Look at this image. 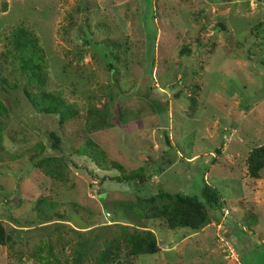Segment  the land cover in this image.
I'll use <instances>...</instances> for the list:
<instances>
[{
    "label": "rangeland",
    "instance_id": "374dc122",
    "mask_svg": "<svg viewBox=\"0 0 264 264\" xmlns=\"http://www.w3.org/2000/svg\"><path fill=\"white\" fill-rule=\"evenodd\" d=\"M18 25L43 47L46 89L78 114L36 111L16 64H4L0 264H78V251L92 264L120 225L156 236L159 251L135 264H264V168L252 180L245 167L264 144V0H0V51ZM105 105L111 125L90 129L88 107ZM88 139L124 173L144 166V179L98 167L77 151ZM33 154L61 156L65 180L33 166ZM204 184L221 202L198 230L137 212H149L144 197L199 195ZM41 198L63 219L42 220ZM72 213L88 227L75 228Z\"/></svg>",
    "mask_w": 264,
    "mask_h": 264
},
{
    "label": "trees",
    "instance_id": "16d2710c",
    "mask_svg": "<svg viewBox=\"0 0 264 264\" xmlns=\"http://www.w3.org/2000/svg\"><path fill=\"white\" fill-rule=\"evenodd\" d=\"M6 46L0 51V84L10 86L3 75L4 64H16L19 70V82L22 83L23 93L30 105L38 112L58 114L59 121L64 122L78 114V109L67 103L60 95L46 89L47 63L43 47L35 32L22 25L15 26L5 36ZM187 50L181 49L182 54ZM13 87L18 84L14 83ZM6 106L0 101V115L5 114ZM110 115L108 106L96 108L89 106L86 112V122L90 129L96 130L110 126ZM3 127V120L0 118V129ZM54 145L59 141L55 133ZM1 139V135H0ZM80 154L88 156L102 169L116 168L123 174L116 177L118 180H143L145 167L139 166L136 169L124 173L123 165L117 160L106 156L98 144L88 139L86 145L77 150ZM37 154V153H36ZM33 166L41 169L47 176L56 180H65L66 163L61 156L30 155ZM247 176L255 180L260 177V171L264 168V144L254 147L245 159ZM120 178V179H119ZM143 202L149 204V212L137 211L141 217H159L164 220V225L169 229L188 227L198 230L209 223V207L218 206L221 202L217 189L204 184L199 192L195 194H182L180 192L159 191L157 195L144 197ZM44 199H38L34 204V210L42 220L63 219V214L52 211L50 215L43 208ZM247 224L255 225L256 217L250 215L246 218ZM5 228L0 220V244L8 241ZM159 251L156 236L152 230L141 229L137 226L120 225L115 236L104 243L92 264H135L134 257ZM83 253L76 252L74 262L80 263Z\"/></svg>",
    "mask_w": 264,
    "mask_h": 264
},
{
    "label": "water",
    "instance_id": "95a60500",
    "mask_svg": "<svg viewBox=\"0 0 264 264\" xmlns=\"http://www.w3.org/2000/svg\"><path fill=\"white\" fill-rule=\"evenodd\" d=\"M69 219L75 228L85 229L88 227L87 223H85L81 218H79V216L74 213L69 215Z\"/></svg>",
    "mask_w": 264,
    "mask_h": 264
}]
</instances>
